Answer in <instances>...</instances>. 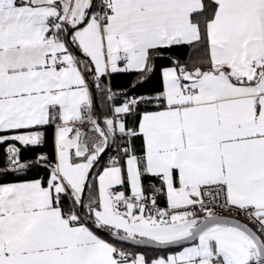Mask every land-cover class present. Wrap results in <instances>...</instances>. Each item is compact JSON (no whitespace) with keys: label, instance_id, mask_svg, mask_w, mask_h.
<instances>
[{"label":"snow or ice","instance_id":"obj_1","mask_svg":"<svg viewBox=\"0 0 264 264\" xmlns=\"http://www.w3.org/2000/svg\"><path fill=\"white\" fill-rule=\"evenodd\" d=\"M96 8L0 0V176L47 171L0 179V264H264V0ZM157 71L113 104L112 74L136 73L135 91ZM49 126L54 152L25 158Z\"/></svg>","mask_w":264,"mask_h":264},{"label":"trees","instance_id":"obj_2","mask_svg":"<svg viewBox=\"0 0 264 264\" xmlns=\"http://www.w3.org/2000/svg\"><path fill=\"white\" fill-rule=\"evenodd\" d=\"M187 53H188L187 48H176V49H173V51L170 55H175L178 59L181 60V62H183L185 59H187ZM156 63L159 67L168 66L170 64V60L166 56L163 58H158ZM89 79H91V77H89ZM136 80H137V74L136 73L127 72V73H114V74H112V76L110 78H108L105 81L106 84L110 82L113 92L116 93L113 104L114 103H122L123 100L125 99L126 93L128 95L148 94L152 90L158 88L159 87V71H157L155 75H152L150 77L149 82L145 83L143 87H138L137 89H135V91H133L131 89V84L133 82H135ZM96 95H97V101H98V104L100 107V111L102 114V118L104 120L106 117L110 116L111 113L109 111L108 106H106L104 96L98 90L96 91ZM97 115H98V112H97L96 107H95V109L93 110L94 118H97ZM126 120H127L128 125L132 126L133 117L131 115H129L126 117ZM44 130L46 132V143L41 147L28 148V149L24 150L23 155L25 158H32L36 154H39V153L52 154L54 152V141H53L54 127L49 126ZM122 142L123 141L119 137V135H117L114 138L113 146L110 149L111 155L108 159H110L112 156L116 155L118 147L122 145ZM3 147L4 146H0V168H2L4 165ZM106 159H107L106 156L103 157L99 161V163L96 166L94 171L102 170V167L105 166ZM46 175H47V171L45 168L37 167L36 169H34V170H32L26 174H10V175H6V176H0V179H2V181H4V182H9V181L17 180V179L25 180V179H30L33 177H41V176H46ZM105 238L108 239L109 241L117 243V245L124 247L126 249H129L131 251L137 250L136 247H132V246H128V245L119 243V242L114 241V240L107 238V237H105ZM147 251H153V250H147Z\"/></svg>","mask_w":264,"mask_h":264},{"label":"water","instance_id":"obj_3","mask_svg":"<svg viewBox=\"0 0 264 264\" xmlns=\"http://www.w3.org/2000/svg\"><path fill=\"white\" fill-rule=\"evenodd\" d=\"M95 107H96V110H97V112H98V115H97V118H96V119H98V121H99V122L101 123V125L103 126V118H102V114H101V111H100V107H99V104H98V101H97V95H96V93H95ZM113 143H114V138H111V139H110V148H109V150L112 148ZM109 150H107L106 153H107ZM106 153H105V154H106ZM105 154L102 156V158L105 156ZM100 234H101V236H103V237H107V238H110V239L116 241L113 237H110V236L108 235L107 232H102V233H100ZM117 242H118V241H117ZM119 243H122V242H119ZM122 244H125V245H128V246H132V245H130V244H128V243H122ZM132 247H135V246H132Z\"/></svg>","mask_w":264,"mask_h":264},{"label":"built area","instance_id":"obj_4","mask_svg":"<svg viewBox=\"0 0 264 264\" xmlns=\"http://www.w3.org/2000/svg\"><path fill=\"white\" fill-rule=\"evenodd\" d=\"M96 3H97V8H96V11H98L99 10V0H96ZM110 155H111V152H110V150L105 154V156H106V163H105V165L108 163V161H109V157H110ZM104 156V157H105ZM159 204H160V206L161 207H164L165 206V204L163 203V201H162V198L160 199V201H159ZM119 246V245H118ZM121 247V246H120ZM126 251H129V252H132L131 250H128V249H126V248H124Z\"/></svg>","mask_w":264,"mask_h":264},{"label":"crops","instance_id":"obj_5","mask_svg":"<svg viewBox=\"0 0 264 264\" xmlns=\"http://www.w3.org/2000/svg\"><path fill=\"white\" fill-rule=\"evenodd\" d=\"M82 68H83V66H81ZM94 109H95V105H94ZM55 130V129H54ZM53 141H54V136H53ZM162 201H163V203L165 204V201H164V199L162 198ZM102 238H104V239H106L105 237H103L102 236ZM106 240H108V239H106ZM109 241V240H108ZM109 242H111V241H109ZM124 248V247H123ZM129 250V249H128ZM147 254L149 255V256H151V255H154V254H156L155 252H153V251H147Z\"/></svg>","mask_w":264,"mask_h":264},{"label":"rangeland","instance_id":"obj_6","mask_svg":"<svg viewBox=\"0 0 264 264\" xmlns=\"http://www.w3.org/2000/svg\"><path fill=\"white\" fill-rule=\"evenodd\" d=\"M153 252H155L156 254H164L162 250H153Z\"/></svg>","mask_w":264,"mask_h":264}]
</instances>
